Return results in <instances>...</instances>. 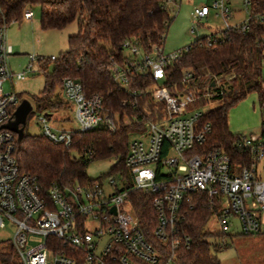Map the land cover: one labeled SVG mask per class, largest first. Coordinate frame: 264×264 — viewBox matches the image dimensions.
Returning a JSON list of instances; mask_svg holds the SVG:
<instances>
[{
    "label": "built area",
    "instance_id": "2783aa9c",
    "mask_svg": "<svg viewBox=\"0 0 264 264\" xmlns=\"http://www.w3.org/2000/svg\"><path fill=\"white\" fill-rule=\"evenodd\" d=\"M243 2L247 17L229 24L228 0H212V7L218 10L215 15L224 20L223 29L244 32L251 17H264V13L250 12V0ZM208 13L209 7L202 4L194 7L192 15L199 19ZM32 16L33 11L25 6L21 19ZM7 23L0 1V228L5 219L14 225L7 240L15 247L20 264H179L177 248L190 245L181 222L192 193L203 194L215 208L212 214L217 217L219 233L225 234L233 218L239 220L242 233L260 229V212L264 211V134L236 135L233 146L241 152L239 161L232 160L222 146H205L210 123L201 121L204 111L188 108L197 95L175 82L162 83L166 69L178 61L187 45L172 52H164L161 44L153 45L146 51L125 41L123 49L127 52L108 66L113 81L131 96L123 98L120 105L136 108L138 97L148 91L152 101L160 104L153 110V118L108 111L99 94H86L78 80L63 77L61 91L74 105L78 129L104 127L113 131L121 124H134L136 129L131 133L146 140L129 134L124 158L126 175L117 172L106 179L95 177L71 186L53 182L43 188L35 175L19 168L14 154L16 133L2 127L13 117L19 99L16 92L5 91L3 83L24 78L23 71L13 72L8 64L11 46L6 43ZM48 58L52 60L55 55ZM29 59L27 69L31 70L33 62H41L44 56L31 54ZM141 76L149 79L150 85L144 90L132 88V82ZM190 78V72L184 71L180 83L184 85ZM213 93L206 90L202 95ZM261 109L264 113V105ZM40 119L46 120L43 116ZM261 128L264 130V121ZM72 130L56 131L46 125L41 134L68 145ZM104 182L110 191H105ZM133 190L151 194L155 212L152 236L158 243L142 232L128 198ZM28 233L40 235L41 240L25 248Z\"/></svg>",
    "mask_w": 264,
    "mask_h": 264
},
{
    "label": "trees",
    "instance_id": "16d2710c",
    "mask_svg": "<svg viewBox=\"0 0 264 264\" xmlns=\"http://www.w3.org/2000/svg\"><path fill=\"white\" fill-rule=\"evenodd\" d=\"M0 1L7 21L21 20L22 9L27 4L40 5V26L43 29H59L77 19V31L67 37V48L54 59L44 57L41 61L44 87L34 97L38 107H60L61 79L72 77L81 83L86 94H99L106 110L125 113L129 117L140 113L153 118V110L160 104L152 101L148 91L138 97L136 108L120 105L123 98L131 96L113 81L108 66L113 60L122 59L125 41H132L146 51L153 45L163 44L172 19L166 6L168 0ZM250 2L251 13H264V0ZM49 61H52V69L47 72ZM263 63L264 17H251L244 32L227 28L220 30L218 35L210 33L196 37L182 51L178 61L166 69L162 83L175 82L179 88H190L197 95V103L206 100L207 97L202 95L204 91L214 92L211 96L218 97L219 104L201 116V121L210 123L205 146H222L232 160L239 161L241 152L233 146L236 135L228 130L227 111L251 91L256 92L260 106L264 105ZM184 71L190 72L191 78L183 85L180 78ZM150 83L141 76L132 82L131 87L144 90ZM170 91H173L171 87ZM135 129L134 124H121L113 131L104 127L73 129L68 145L24 130L21 140L15 143L14 154L19 168L35 175L43 188L53 182L64 186L83 184L93 179L85 173L87 165L105 157H116L108 174L120 172L126 175L124 158L129 134ZM260 131L264 134L262 128ZM128 198L145 237L158 243L152 236L155 212L150 203L151 194L133 190ZM214 210L203 194H191L181 222V230L189 235L190 245L177 248L176 261L179 264H219L210 252V246L217 248V245L206 240L207 235L218 234L205 228ZM0 264H20L16 249L9 240L0 241Z\"/></svg>",
    "mask_w": 264,
    "mask_h": 264
},
{
    "label": "rangeland",
    "instance_id": "374dc122",
    "mask_svg": "<svg viewBox=\"0 0 264 264\" xmlns=\"http://www.w3.org/2000/svg\"><path fill=\"white\" fill-rule=\"evenodd\" d=\"M202 4L209 7V13L205 17L197 19L193 17L192 12L194 7ZM166 6L172 19L162 44L164 52L182 48L198 36L210 33L218 35L220 30L225 27L223 18L220 15H215L218 10L212 7V0H174L167 1ZM26 7L33 11L32 18L8 21L6 27V43L11 46V54L8 56L9 67L13 72L23 71L24 78L7 79L3 83V88L5 91L16 92L19 98L18 102L22 98L30 101L31 110L24 129L26 132L41 134L46 125L56 131L78 129L80 125L75 117L74 105L63 96L61 90H59L58 96L62 101L60 107L37 106L34 97L44 87V73L40 70L41 62L34 61L32 69H27L31 54L42 55L46 58L50 54L57 55L65 50L67 37L77 31V19L59 29H43L40 26V5L27 4ZM228 7L230 8V17L227 19L229 24L242 22L247 17L248 10L243 0H228ZM123 52H127V49H123ZM46 67V71L50 72L52 61H49ZM261 75L264 89V63ZM156 86H160V84L156 83ZM218 104V97L209 96L204 102H195L188 108L206 111ZM42 116L46 120L42 121L40 119ZM262 121H264V113L255 91L246 94L227 111L228 130L235 135L249 132L259 133ZM130 137L145 139V136L137 133H130ZM115 162V156L94 160L87 165L85 173L88 178L106 179ZM105 182V191H110L111 187ZM89 224L93 225V223ZM205 228L210 232L218 233L207 235L206 240L217 245V248H213L211 245L210 252L216 256L219 264H264V211L260 212V229L255 232L242 233L239 220L233 218L232 224L225 234L219 233L217 231L219 223L214 214L208 218ZM13 230L14 225L5 219V225L0 228V241L10 239ZM26 239L25 248H30L41 240V236L28 233Z\"/></svg>",
    "mask_w": 264,
    "mask_h": 264
},
{
    "label": "water",
    "instance_id": "95a60500",
    "mask_svg": "<svg viewBox=\"0 0 264 264\" xmlns=\"http://www.w3.org/2000/svg\"><path fill=\"white\" fill-rule=\"evenodd\" d=\"M213 85V82L211 83ZM31 110L28 99L22 98L13 111V117L2 124V127L11 129L16 133V141L19 142L24 134L26 117Z\"/></svg>",
    "mask_w": 264,
    "mask_h": 264
}]
</instances>
